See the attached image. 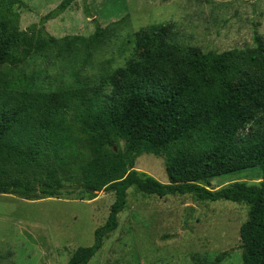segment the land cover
Listing matches in <instances>:
<instances>
[{
	"label": "trees",
	"instance_id": "obj_1",
	"mask_svg": "<svg viewBox=\"0 0 264 264\" xmlns=\"http://www.w3.org/2000/svg\"><path fill=\"white\" fill-rule=\"evenodd\" d=\"M77 1L65 0L42 22ZM96 29L94 38L103 37L99 23ZM31 31L0 17V67L14 64L13 52ZM135 44L144 53L118 71L110 93L78 83L59 94L26 88L0 99V195L59 196L65 189L56 168L65 166L62 154L85 142L94 156L80 168L83 186L88 193H113L115 202L94 245L79 248L68 264H89L103 248L118 229L131 188L159 198L190 195L247 205L240 229L243 264H264V38L256 36L254 48L206 53L181 44L176 26L155 25L136 33ZM143 154L164 158L168 184L134 171ZM36 169L46 172L38 186L28 175ZM254 169L258 184L208 189L217 178Z\"/></svg>",
	"mask_w": 264,
	"mask_h": 264
},
{
	"label": "rangeland",
	"instance_id": "obj_2",
	"mask_svg": "<svg viewBox=\"0 0 264 264\" xmlns=\"http://www.w3.org/2000/svg\"><path fill=\"white\" fill-rule=\"evenodd\" d=\"M8 1L0 4V17L32 31L13 52L14 64L0 67L3 100L26 88L59 94L77 89L78 83L100 85L110 93L118 71L144 53L136 47L135 35L150 26L174 25L181 44L206 53L254 48L255 37L264 38V0H78L44 23L65 0ZM96 23L103 37L94 38ZM120 148L125 150L123 143ZM62 156L64 167L49 162L65 187L59 196L28 200L0 195V264H68L79 248L94 245L95 231L106 223L115 195L85 190L80 168L94 156L87 143ZM134 171L168 184L164 158L143 154ZM28 175L35 186L46 179L43 169ZM259 182L254 169L217 178L208 189ZM248 212L245 204L200 202L190 195L159 198L131 188L118 229L89 264H243L240 229ZM225 253L229 256L217 263Z\"/></svg>",
	"mask_w": 264,
	"mask_h": 264
}]
</instances>
